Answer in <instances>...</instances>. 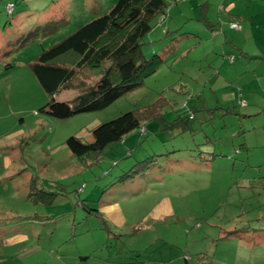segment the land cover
<instances>
[{
    "label": "rangeland",
    "instance_id": "374dc122",
    "mask_svg": "<svg viewBox=\"0 0 264 264\" xmlns=\"http://www.w3.org/2000/svg\"><path fill=\"white\" fill-rule=\"evenodd\" d=\"M117 1L0 0V264H264V0H167L143 37L166 62L142 86L102 110L43 111L33 62ZM161 95L165 124L189 129L151 120L94 157L66 143ZM155 149L178 151L106 188Z\"/></svg>",
    "mask_w": 264,
    "mask_h": 264
},
{
    "label": "trees",
    "instance_id": "16d2710c",
    "mask_svg": "<svg viewBox=\"0 0 264 264\" xmlns=\"http://www.w3.org/2000/svg\"><path fill=\"white\" fill-rule=\"evenodd\" d=\"M167 7V0H118L109 12L92 19L52 47L44 49L32 64L40 84L50 97L42 110L57 117L102 110L142 86L146 78L166 62L162 52L156 51L147 56L143 37L153 29V20L159 14L166 13ZM14 12L15 9L11 14ZM207 18L203 11L202 19L207 22ZM209 26L216 29L215 24L209 23ZM233 26L240 28L237 22H233ZM188 34L182 32L181 36L176 34L174 37L172 34V42ZM172 51H176V47ZM235 60L236 57L232 55L231 61ZM92 68H100V73L95 74L94 78L88 73ZM72 87L77 89L75 95L68 99L57 98L63 89ZM168 103L166 96L161 95L147 107L126 111L95 126L91 131L92 140L70 135L66 143L78 157H94L102 155L107 147L120 142L130 132L144 128V124L151 120L163 123V129H189L190 117L178 116L171 121V125L165 124L169 122L164 117ZM227 111L236 112L234 107H229ZM176 151L178 149H157L143 158L135 159L122 173L116 174L106 188L116 190L117 186L130 183L129 180L149 174L163 156L170 158ZM98 214L104 216L101 211Z\"/></svg>",
    "mask_w": 264,
    "mask_h": 264
},
{
    "label": "crops",
    "instance_id": "0c3cea01",
    "mask_svg": "<svg viewBox=\"0 0 264 264\" xmlns=\"http://www.w3.org/2000/svg\"><path fill=\"white\" fill-rule=\"evenodd\" d=\"M236 61V60H235ZM234 61V62H235ZM75 95V94H74ZM73 95H70V96H67V97H64L63 99H68V98H70V97H72ZM233 97V98H232ZM234 97L237 99L238 98V96H234V95H231L230 96V98H232L231 100H233L234 99ZM155 150H157V149H155ZM160 150V149H159ZM152 152V150H146V152L145 153H143L142 154V156H139V157H136L135 159H138V158H143L144 156H147L148 154H150ZM135 159L133 160V161H135ZM132 161V162H133ZM132 162H131V164H132ZM130 164V165H131ZM129 165V166H130ZM172 169V168H171ZM154 171H155V169H154ZM156 174V173H155ZM153 176V175H152ZM154 177V176H153ZM139 181H141V180H138L137 181V185L135 186V188L137 189V188H140L141 186H139ZM137 186H139V187H137ZM130 187V186H129ZM129 187H128V190H129ZM110 204H112L111 206H114V207H117V208H120V205H119V203H118V201H116V200H114L113 198H110L109 200H105V201H103L102 203H101V205L102 206H107V205H110ZM103 215H105V213L103 212Z\"/></svg>",
    "mask_w": 264,
    "mask_h": 264
},
{
    "label": "built area",
    "instance_id": "2783aa9c",
    "mask_svg": "<svg viewBox=\"0 0 264 264\" xmlns=\"http://www.w3.org/2000/svg\"><path fill=\"white\" fill-rule=\"evenodd\" d=\"M15 6H16L15 2L10 1V2H8L6 9L11 14L14 11Z\"/></svg>",
    "mask_w": 264,
    "mask_h": 264
},
{
    "label": "bare ground",
    "instance_id": "6f19581e",
    "mask_svg": "<svg viewBox=\"0 0 264 264\" xmlns=\"http://www.w3.org/2000/svg\"><path fill=\"white\" fill-rule=\"evenodd\" d=\"M246 104V103H245Z\"/></svg>",
    "mask_w": 264,
    "mask_h": 264
}]
</instances>
